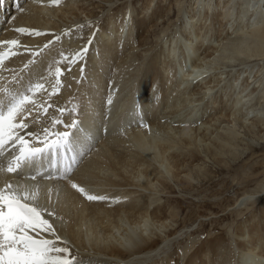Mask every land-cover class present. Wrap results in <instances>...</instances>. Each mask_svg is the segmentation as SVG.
<instances>
[{
    "label": "bare ground",
    "instance_id": "1",
    "mask_svg": "<svg viewBox=\"0 0 264 264\" xmlns=\"http://www.w3.org/2000/svg\"><path fill=\"white\" fill-rule=\"evenodd\" d=\"M101 1L109 5L96 20L100 14L87 9L95 0H0V41L19 39L28 49H14L19 54L5 59L0 85L15 74L24 83L45 76L51 91L50 70L59 54L88 48L70 71L60 62L65 71L57 94H38L39 102L53 106L47 115L41 108L27 118L37 133L53 116L63 123L52 131L76 132L65 127L75 120L78 143L62 160L57 157L56 167L45 159L35 181L21 182L39 185V203L55 213L45 218L78 264H167L177 233L166 214L177 207L161 202L162 194L174 185L192 189L209 162H235L248 148L239 147L241 128L264 138V0H123L114 9L119 0ZM160 25L155 45L148 46V34ZM20 27L42 34H20ZM49 40L54 43L42 55H31ZM73 155L77 163L64 178ZM253 156L250 151L243 161ZM8 179L16 180L14 174ZM69 180L107 199L88 201ZM245 190L232 208L241 204L247 211L259 200L264 173ZM185 264H264V204L236 226L232 245L211 236L189 252Z\"/></svg>",
    "mask_w": 264,
    "mask_h": 264
},
{
    "label": "snow or ice",
    "instance_id": "2",
    "mask_svg": "<svg viewBox=\"0 0 264 264\" xmlns=\"http://www.w3.org/2000/svg\"><path fill=\"white\" fill-rule=\"evenodd\" d=\"M61 0H50L53 5H59ZM20 11H23L21 8ZM79 27V26H78ZM20 34H31L39 36L42 33L27 28H16ZM66 31L64 35H69ZM59 40L60 36H56ZM91 37L87 44H91ZM54 40H49L44 44L43 49L31 51L33 57H39L44 49H48ZM0 47L5 48L0 51V65L5 59L18 55L14 49L28 50L21 45L19 39H9L0 41ZM30 51V50H29ZM88 51L87 46L65 55L61 52L60 61L50 70L55 79V85L49 91L45 81L48 77L41 76L39 80L29 81L27 85L20 79L19 74L13 76L12 82H5L0 85V264H78L76 256L72 255L66 246H60L58 242L62 238L58 235L54 224L47 217H54L55 213L48 210L39 203L40 189L38 184L27 186V180L35 181L41 173L36 170L38 162L42 165L47 159L50 166L56 167L57 157L61 160L73 151V145L78 143L77 121L73 120L66 128L77 129L76 132L52 131L56 125L63 123L58 117L53 116L50 126L45 125L40 132H32L27 118L33 110L39 112L42 108L47 115L53 106L50 103L39 102L38 94L46 93L49 97L59 91L62 81L63 69L60 62H66L68 71L71 65L78 61ZM29 63L35 64V59ZM25 69L29 64L24 65ZM83 72V68H81ZM108 103L112 100L109 98ZM45 104L47 106H45ZM62 114L65 110L59 108ZM39 122V116L34 118L33 123ZM86 131V130H85ZM32 138L36 144L32 143ZM83 154V153H81ZM77 163L75 155L71 156L69 162L64 165V178L73 171ZM27 171L28 176L24 173ZM59 171V168H58ZM34 173V174H33ZM8 174H14L16 180L8 179ZM25 182H21V181ZM70 186L88 201H104V195L90 194L84 187L69 180ZM48 233L50 238H36L30 233Z\"/></svg>",
    "mask_w": 264,
    "mask_h": 264
},
{
    "label": "rangeland",
    "instance_id": "3",
    "mask_svg": "<svg viewBox=\"0 0 264 264\" xmlns=\"http://www.w3.org/2000/svg\"><path fill=\"white\" fill-rule=\"evenodd\" d=\"M119 1V3L114 2V5H111L110 8L114 9L117 4L123 3V0ZM135 1L132 0L133 4H135ZM106 3L105 1L95 0L94 5H89L87 6L88 8L86 5L84 6L92 10L95 15L100 14L96 18V20H100L104 16V11L108 8L109 4ZM124 7L121 8L123 12L126 9ZM135 7L137 6L135 5ZM151 30L152 33L148 34L149 37L147 39L148 46L155 45V38L160 34L162 26L154 27ZM20 37L22 40L23 37ZM141 50L136 51L137 55H141ZM5 65L0 67H5ZM61 68L64 69V67ZM217 69L222 70L223 68ZM0 76H2L0 77L1 81L6 76V73L0 70ZM28 83V81L25 82V85ZM240 131L238 136L239 147L244 149L247 146L248 148L235 162L230 161L226 166L209 162L205 166V173H199L198 178L200 180L198 183L194 182L192 189L183 191L181 187L173 184V187L167 189L166 194L168 195L162 194L163 199L161 202L166 199L167 201L165 200V202L172 204V207H177L171 213L166 214L167 217L173 218L172 220L175 223L172 230L177 233V236L167 249L172 254L169 257V262H166L167 264H185L189 252H192L194 247L200 245L201 242L211 236L222 237L227 245H232V233L236 226L245 218L246 214L256 211L257 207L264 204L263 194L255 204L248 206L247 211L241 208L242 206L240 207L241 204L236 208H232L238 197L246 191L245 189L255 186L264 173V154L259 155L264 148V138L259 134H249L242 128ZM250 151L254 152V156L246 163L243 160L247 158V154ZM238 207L239 209L237 210ZM239 210L241 213H236ZM192 240L194 241L192 242ZM161 242L162 238L159 240V243Z\"/></svg>",
    "mask_w": 264,
    "mask_h": 264
}]
</instances>
